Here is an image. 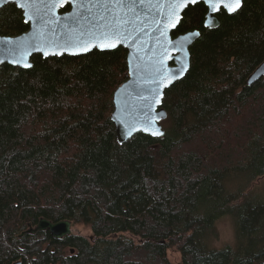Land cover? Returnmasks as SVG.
Returning a JSON list of instances; mask_svg holds the SVG:
<instances>
[{
	"label": "trees",
	"instance_id": "16d2710c",
	"mask_svg": "<svg viewBox=\"0 0 264 264\" xmlns=\"http://www.w3.org/2000/svg\"><path fill=\"white\" fill-rule=\"evenodd\" d=\"M207 10L189 5L173 32L200 36L165 90L162 137L118 142L123 47L0 66V264H264V76L247 83L264 61V0L221 9L215 28ZM28 29L14 3L0 8V35ZM223 217L235 241L217 248ZM40 218L80 233H25Z\"/></svg>",
	"mask_w": 264,
	"mask_h": 264
},
{
	"label": "water",
	"instance_id": "95a60500",
	"mask_svg": "<svg viewBox=\"0 0 264 264\" xmlns=\"http://www.w3.org/2000/svg\"><path fill=\"white\" fill-rule=\"evenodd\" d=\"M243 1L234 12H227L223 6L210 12L205 4L208 10L204 25L210 17H215L205 27H217L221 9L233 14L240 10ZM9 3L22 10L29 29L16 36L0 35V66L9 64L26 69L32 67V57L36 54L45 58L77 56L94 49L111 51L123 47L127 50L129 77L114 92L111 115L118 142L125 143L138 133L154 137L165 134L160 123L167 118L162 107L165 90L189 71L190 47L200 36L196 30L173 36L184 10L193 3L178 11V22L169 20V0H65L54 8L37 0L28 8V15H24L22 0H3L0 8ZM66 6L69 10L62 11ZM181 66L186 70L177 76ZM263 76L264 61L250 74L247 83L252 84ZM43 231L55 239L80 233L70 220L53 222L47 218H40L35 226L29 225L25 233Z\"/></svg>",
	"mask_w": 264,
	"mask_h": 264
},
{
	"label": "snow or ice",
	"instance_id": "6c2138e0",
	"mask_svg": "<svg viewBox=\"0 0 264 264\" xmlns=\"http://www.w3.org/2000/svg\"><path fill=\"white\" fill-rule=\"evenodd\" d=\"M0 2H3V0H0ZM37 0H22L23 6H24V15H28V8L31 7L33 4H35ZM41 3H44L46 6L54 8L57 3H64L65 0H40ZM197 0H169V4L171 7V11L168 14L170 21H176L178 22L179 16L177 15L178 11L186 6L188 3L195 4ZM203 3L206 4L210 10V12H216L220 9L221 6L224 7V9L227 12H234L236 11L240 5L241 0H203ZM215 17H210L209 20L205 22V26H208L211 21H214ZM212 26H215L214 24ZM193 35H199V33H194ZM114 45H109V47H112ZM27 67H30V65H25ZM186 70L184 66H181V69L176 73L177 76L180 75V72ZM160 135H163V133H159Z\"/></svg>",
	"mask_w": 264,
	"mask_h": 264
},
{
	"label": "rangeland",
	"instance_id": "374dc122",
	"mask_svg": "<svg viewBox=\"0 0 264 264\" xmlns=\"http://www.w3.org/2000/svg\"><path fill=\"white\" fill-rule=\"evenodd\" d=\"M264 183V179L261 181ZM219 237L214 241V246L223 248L227 245H233L235 241L234 225L229 217H223L217 222ZM135 239H138L134 237ZM169 255L173 261L178 260V253L169 251Z\"/></svg>",
	"mask_w": 264,
	"mask_h": 264
}]
</instances>
